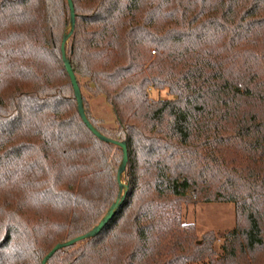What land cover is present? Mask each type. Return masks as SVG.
Wrapping results in <instances>:
<instances>
[{
    "label": "trees",
    "instance_id": "1",
    "mask_svg": "<svg viewBox=\"0 0 264 264\" xmlns=\"http://www.w3.org/2000/svg\"><path fill=\"white\" fill-rule=\"evenodd\" d=\"M0 0V264H264V0ZM83 90L104 96L107 127ZM166 90L167 98L150 91ZM124 191H122V194ZM184 205L232 203L200 237Z\"/></svg>",
    "mask_w": 264,
    "mask_h": 264
},
{
    "label": "rangeland",
    "instance_id": "2",
    "mask_svg": "<svg viewBox=\"0 0 264 264\" xmlns=\"http://www.w3.org/2000/svg\"><path fill=\"white\" fill-rule=\"evenodd\" d=\"M83 92L87 97L88 106L93 116L102 120L103 125L113 126L114 114L104 96L93 97L87 90H83ZM150 95L161 99L168 97L166 90L160 92L151 90ZM179 203L183 207L182 216L184 221L193 223L196 226L199 237L207 231H212L215 234L214 248L218 251L222 241L219 236L233 229L236 224L234 205L220 202H197L185 206L182 201H179Z\"/></svg>",
    "mask_w": 264,
    "mask_h": 264
},
{
    "label": "water",
    "instance_id": "3",
    "mask_svg": "<svg viewBox=\"0 0 264 264\" xmlns=\"http://www.w3.org/2000/svg\"><path fill=\"white\" fill-rule=\"evenodd\" d=\"M67 2L69 5V9H70L71 26H70L69 32L64 35L63 40H62V44H61L62 59L64 62V66H65L66 71L68 73V76L70 78V81H71V84L73 87L74 96L77 100L78 112L80 114V117H81L83 123L91 130V132L97 138H99L103 141L109 142L111 140L109 138L105 137L103 134H101L87 119L85 111H84V105H83V99H82L80 87H79L78 82L76 80L75 74L71 68L69 60L66 58V55H65V44L67 43L69 37L71 36V34L73 32L74 24H75V14H74V7H73L72 0H67ZM113 142L117 143L122 148V153H123L121 163H120L118 170H117V181L119 183V197L110 206L107 213L103 216V218L99 221V223L97 225H95L90 231H88L87 233H85L83 235H79L73 239L66 241V242L56 244L43 258L42 264H46L47 260L58 249H60L62 247L70 246V245H72L78 241H82L83 239L95 237L96 235H98V233L103 229V227L107 224V222L113 217V215L117 211V209H118V207H119L120 203L122 202V199L125 195L126 189H127V185L125 183H123L121 180V177L125 171V167H126V163H127V149H126V145L124 142H118V141H113ZM122 191H124L123 194H122Z\"/></svg>",
    "mask_w": 264,
    "mask_h": 264
}]
</instances>
